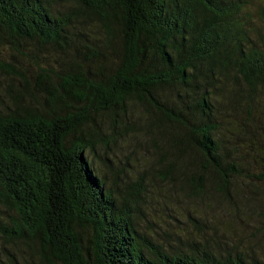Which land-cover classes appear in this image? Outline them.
<instances>
[{
  "label": "trees",
  "instance_id": "16d2710c",
  "mask_svg": "<svg viewBox=\"0 0 264 264\" xmlns=\"http://www.w3.org/2000/svg\"><path fill=\"white\" fill-rule=\"evenodd\" d=\"M254 1L0 0V45L35 42L70 57L64 76L39 68L43 102L22 96L32 92L22 76L15 107L0 111V215L8 216H0V241L23 244L22 264H264L212 249H166L135 221L139 190L121 195L125 181L102 169L111 160L98 151L116 137L101 132L97 117L118 121L142 106L157 176H182L201 193L211 172L228 193L243 167L238 144L225 135V111L242 108L249 120L264 101ZM262 166L256 179L264 181ZM0 264H19L3 245Z\"/></svg>",
  "mask_w": 264,
  "mask_h": 264
},
{
  "label": "rangeland",
  "instance_id": "374dc122",
  "mask_svg": "<svg viewBox=\"0 0 264 264\" xmlns=\"http://www.w3.org/2000/svg\"><path fill=\"white\" fill-rule=\"evenodd\" d=\"M258 1H254L250 12L254 26L264 37V26L256 13ZM98 28L93 27L97 38L102 34ZM69 58L66 52L35 42H24L17 47L0 45V111H5L7 106L15 107L12 97L24 88L22 76L32 91L22 90V96L33 104L43 102L45 94L38 90V83L45 77L39 68L46 66L64 76L60 70L67 66L63 63ZM50 75L54 83L60 82L55 73ZM250 117L248 120L245 110L239 107L225 111L223 126L230 131H225V135L238 144L243 167L242 176L230 185L228 193L220 189L211 172L201 193L182 183V176L167 180L157 176L148 161L156 154L155 146L148 141V111L142 106H133V113L118 121L111 115L97 117L101 132L116 137L114 143L98 148L111 160L107 163L110 170L101 167L109 174L118 173L125 181L120 184L121 195L139 190L141 213L135 221L166 249H212L264 262V181L256 179L263 172L264 160L258 156H264V101L251 110ZM0 216L4 221L8 218L6 212ZM0 245L22 264L20 251L24 246L20 241H0Z\"/></svg>",
  "mask_w": 264,
  "mask_h": 264
}]
</instances>
